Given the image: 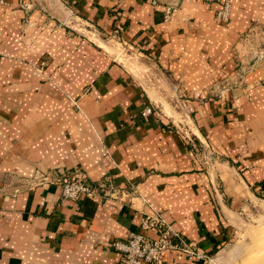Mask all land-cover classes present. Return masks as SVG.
Returning <instances> with one entry per match:
<instances>
[{
  "label": "crops",
  "instance_id": "0c3cea01",
  "mask_svg": "<svg viewBox=\"0 0 264 264\" xmlns=\"http://www.w3.org/2000/svg\"><path fill=\"white\" fill-rule=\"evenodd\" d=\"M33 1L0 0V264H120L112 242L150 213L209 255L228 244L244 200L264 202V48L243 47L264 31V0H230L228 23L203 0H42L56 17ZM101 35L156 67L159 90ZM153 96L176 98L168 108ZM147 104L195 116L224 154V193L176 126L142 116ZM76 170L132 194L71 200L57 183L34 184L39 171ZM163 264L203 263L167 252Z\"/></svg>",
  "mask_w": 264,
  "mask_h": 264
},
{
  "label": "rangeland",
  "instance_id": "374dc122",
  "mask_svg": "<svg viewBox=\"0 0 264 264\" xmlns=\"http://www.w3.org/2000/svg\"><path fill=\"white\" fill-rule=\"evenodd\" d=\"M65 21L69 22L71 26L79 28V31L95 38L93 33H91L92 35L89 33L90 28H86L85 30V24H80L76 21L71 23L68 18ZM103 37L105 40L99 38L98 41L103 48L107 49L110 44H116V47L111 45L112 47L109 50L112 52L114 51L118 60L124 63L132 74L143 83L147 81L145 79L146 77H149V75H151V77L153 76L152 79H149L150 82L147 81L152 87V90H150L152 92L159 90V79L163 78V76L159 74L156 67H154V70H151L150 67L148 68L144 65V58H141L135 51L126 49L122 45H117L121 44L119 42H109V39L105 35ZM243 47L245 48L244 52H249L250 50L255 52L256 50L263 54L264 31L254 33L249 37L248 41L243 44ZM155 78L158 81H156ZM167 86H171L169 82ZM153 98L161 101L163 107L172 108L170 106V101L174 102L176 97H166L162 99V97L157 96V98H155V96H153ZM147 107L152 108V113L145 116L143 112ZM159 112L158 110L156 112V109L154 110L152 105L147 104L142 111V116L147 118L151 114L156 113L159 122L166 123L170 128L176 126L183 140L190 145L192 153L199 165V169L209 174L212 191L217 195L224 193V183L217 173V164L224 160V154H220L206 138L201 137L198 122L194 120L196 119L195 116L182 109H179L177 113L170 111ZM237 213L240 221L238 223L236 222L232 240L217 252L211 254V259L206 264H264V202L256 200L254 196L250 195V197L245 199L244 203L240 205Z\"/></svg>",
  "mask_w": 264,
  "mask_h": 264
},
{
  "label": "built area",
  "instance_id": "2783aa9c",
  "mask_svg": "<svg viewBox=\"0 0 264 264\" xmlns=\"http://www.w3.org/2000/svg\"><path fill=\"white\" fill-rule=\"evenodd\" d=\"M203 1L215 5V15L218 21L228 23L231 20L232 3L230 0ZM152 3L157 4V0H152ZM171 7L166 5V19L170 16ZM150 113H152V108L147 107L143 115ZM33 180L36 185L57 183L61 188L62 197L71 200H76L81 196H102L123 200L132 194L129 193L127 187L117 185L110 178L98 184L88 183L84 173L79 170L63 177L39 171ZM140 227V231L129 232L127 236L112 242L113 248L118 252L120 264H163L167 252L184 254L189 259L203 264L211 259L210 255L195 242L186 240L180 232L173 229L159 213L145 214L141 218ZM147 232L156 233L157 236L152 237Z\"/></svg>",
  "mask_w": 264,
  "mask_h": 264
},
{
  "label": "water",
  "instance_id": "95a60500",
  "mask_svg": "<svg viewBox=\"0 0 264 264\" xmlns=\"http://www.w3.org/2000/svg\"><path fill=\"white\" fill-rule=\"evenodd\" d=\"M32 3L33 4L36 3V5H39L40 7L44 8V9H47V10L49 9L50 6H51V9L53 8L52 4L50 5L49 1L46 2V1H42V0H35ZM167 5L171 6V4H169V3ZM50 14L52 16L56 17L55 14L51 10H50Z\"/></svg>",
  "mask_w": 264,
  "mask_h": 264
},
{
  "label": "bare ground",
  "instance_id": "6f19581e",
  "mask_svg": "<svg viewBox=\"0 0 264 264\" xmlns=\"http://www.w3.org/2000/svg\"><path fill=\"white\" fill-rule=\"evenodd\" d=\"M263 261V260H262Z\"/></svg>",
  "mask_w": 264,
  "mask_h": 264
}]
</instances>
